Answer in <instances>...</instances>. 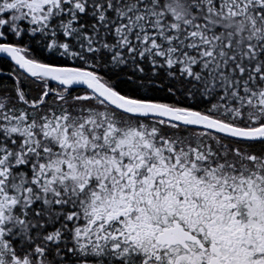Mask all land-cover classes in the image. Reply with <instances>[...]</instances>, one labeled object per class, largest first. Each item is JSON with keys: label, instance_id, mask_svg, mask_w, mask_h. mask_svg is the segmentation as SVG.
<instances>
[{"label": "snow or ice", "instance_id": "snow-or-ice-1", "mask_svg": "<svg viewBox=\"0 0 264 264\" xmlns=\"http://www.w3.org/2000/svg\"><path fill=\"white\" fill-rule=\"evenodd\" d=\"M0 264H264V0H0Z\"/></svg>", "mask_w": 264, "mask_h": 264}]
</instances>
